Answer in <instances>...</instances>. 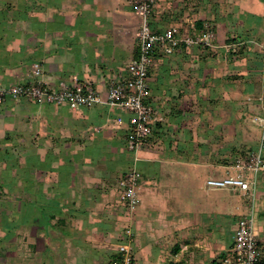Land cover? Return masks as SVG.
I'll list each match as a JSON object with an SVG mask.
<instances>
[{"label":"rangeland","instance_id":"rangeland-1","mask_svg":"<svg viewBox=\"0 0 264 264\" xmlns=\"http://www.w3.org/2000/svg\"><path fill=\"white\" fill-rule=\"evenodd\" d=\"M113 1L100 0L89 4L83 0H60L53 3V7L58 12L65 8L69 10V32L74 31L80 40L88 38L87 40L94 45L103 46L101 49L116 51L117 54L120 52L123 57H126L129 53L128 45L132 47V49L129 48L130 52L133 51L132 54L137 51L136 35L135 38L114 39L105 33L106 37L110 39L104 41L100 36L93 37L92 33L93 30L100 33L98 28H92V26L99 24L103 19L115 20L116 24L120 26L129 16H135L132 13L133 0ZM165 1L167 2V0ZM222 1L171 0L167 6L164 4V0H159L155 10L157 15L154 14V18L158 16L155 24L160 27L157 29L161 30V27L179 21L178 18H183L184 14H188V18H192L200 11L206 17L213 16V14L222 15ZM39 2L42 5L36 7V10L31 11V14L29 12L24 14L28 21L24 22L22 29H19L20 32H25L26 37L31 38L26 40L22 38V42L27 41L28 47L33 45L32 47L37 52H41L45 48L44 44H49L51 40L55 39V33L62 31L65 25V18L59 24H55L57 22L54 21L53 16L58 12H50V7L46 6L49 4L48 0H39ZM23 8L19 7L15 16L23 13L25 10ZM116 9L121 11L117 12ZM229 9L232 10L230 6ZM226 10L227 13L230 11ZM234 10L235 8H233ZM231 18L234 20V27L240 30L239 20L235 15ZM135 24L133 25L135 26ZM212 24L211 26L215 30L217 26ZM13 25L17 26L16 22ZM187 26H189L188 21L184 27ZM89 31H92L91 35H89ZM39 32H43L44 35H39ZM52 33L54 36L50 37L49 35ZM232 38L243 40L242 34L237 37L228 35L223 38L221 36L220 40L229 42ZM240 42V46H244L243 41ZM258 42L263 43L264 41ZM252 43L259 45L257 42ZM11 45L9 43V46ZM240 54H243V51ZM214 57L218 64L215 73L216 82L213 81L209 84L207 81L200 92L201 95L214 96L215 103L210 104L203 100L201 103L192 105L194 107L190 109V123L188 129L184 130L187 131V135H180V139L177 138V134L171 136V139L175 138L177 143L175 141L173 149L175 153L170 158L188 159L189 161L201 160L202 162L209 160L213 162L214 160L215 163L213 162L209 168L216 171L218 175H224L225 166L229 164V161L234 160L232 164L228 165L231 166L228 170L230 173L236 174L237 160H246L249 153L258 144L255 136L249 134L246 137L244 133L245 128L246 131L247 129L249 131L253 122L249 114L257 113L256 109L250 108L247 102L258 95V88L242 86L241 83H246L242 81L244 78L249 80L247 83L250 82L251 78L245 77L247 73H241V71L231 73L227 68L228 61L240 59V56L237 55L235 58L232 55H227L226 58H221L215 55ZM253 57L264 62L262 52ZM205 58L206 62H213L214 59L211 58V54L205 55ZM126 67H122L120 72H123ZM204 75L205 73H201V78ZM215 83L216 85H214ZM29 102L33 104L25 112L30 113H26V116L17 114L16 119L19 123H16L17 121L15 123L18 124L20 131L14 132V135L9 138L6 137V132H3L0 138L2 142H6L5 144L11 145V149L20 145L19 149L23 147V150H26L25 153H28V149L33 150L35 145L39 147L40 155L39 153L37 155L41 157L42 166H44L42 167L43 172L50 171L57 178L55 182L58 191H56L54 200L58 202V205L56 209L51 206L46 209L48 211L42 212L40 221L38 220L34 226H28L25 231L26 237L23 238V235H20L21 239L15 241L13 239L5 247L0 246V264H111L113 249L118 239L122 238L123 231L128 228L136 232L135 264H185L177 258L179 248L176 244L181 240L190 242L191 239H194V235L198 232L191 231L192 228L188 230L194 224V217L191 216V213L186 216L181 215L182 217L177 213L162 214L164 199L159 195L160 192L167 190L176 193V179H173L170 184L161 180L142 184L143 178L146 179L147 175L159 174L160 170L158 171V167L155 168V164L160 163L161 155L158 156V154H162L164 148H168V143L164 144L163 142L162 148L147 151V162L135 164L133 155L126 150L123 131L114 129L115 132H113V130H108L107 126L102 127L103 130L101 126L99 128L93 126L85 130L80 125L73 127L69 122V109L47 106L41 110L35 106L38 104L32 100ZM211 105L216 107V110L212 108V115L209 113ZM21 124H23L22 129L20 128ZM210 144L211 149L196 150L199 146H210ZM151 145L147 147L150 148ZM20 151L22 152V150ZM24 159H26V154ZM135 165L145 177L142 178V186L139 190L138 211L132 215L122 205H119L118 189H116L114 198L112 192V197H110V191L115 188L118 177ZM261 174V177L264 178V172ZM49 185H52L51 181L47 182V186ZM262 187L260 186L259 189L261 190ZM151 191L158 193L155 196V192ZM205 191L209 196L207 201L210 199L214 203L215 210H219L216 212L217 214L225 215L226 203H231V206H234L233 209L230 208L231 206L228 207L230 209H226L231 214L230 217H233L234 222L243 215L242 212L245 210L249 198L251 199L249 196L241 195L238 190L230 188H212L205 189ZM173 196L177 203L176 195ZM242 206L244 208H240ZM222 220L225 222V216L222 217ZM259 222L263 224L261 220ZM222 233L221 238L227 231H222ZM222 256L219 255V259L223 258ZM199 260L200 263H203L205 257L201 256Z\"/></svg>","mask_w":264,"mask_h":264},{"label":"crops","instance_id":"crops-1","mask_svg":"<svg viewBox=\"0 0 264 264\" xmlns=\"http://www.w3.org/2000/svg\"><path fill=\"white\" fill-rule=\"evenodd\" d=\"M48 1L49 4L46 5L44 3V5L50 7V12H58L53 7V3H57L60 0ZM83 1L92 4L91 2H99L100 0ZM170 1L167 0L166 2L164 0V4L168 6ZM40 5L42 4L39 0H0V87L9 86L19 81L32 80V64L39 62L43 67L45 80L56 82L60 78L76 75L83 80L91 81L97 90L103 92L108 80L121 71L122 67L127 66L134 56L132 54L133 51L130 52L129 50L132 47L130 45L127 46L128 56L123 57L120 52L117 54L116 51L101 49L103 46L94 45V43L87 40L88 38L80 40L78 34L74 31L69 32V10L65 8L53 16L54 21L57 22L55 24H59L65 18L64 29L55 33L56 38L51 40L49 44H44L45 48L41 52H37L32 47L33 45L28 47L27 41L25 43L22 42V38L25 40L31 38L26 37L25 32H20L19 29H22L24 22L28 21L24 14L26 15L27 12L31 14V11L36 10V7ZM229 6L232 10L229 9ZM19 7L21 9L24 7L23 9L25 10L15 16ZM221 8L222 15L213 14V16L206 17L200 11L193 15L195 17L188 18V14H184L183 18H178L179 21L161 27L163 29L175 23L186 25L188 21L189 26L187 28L190 29L192 36L201 35L202 32L209 28L213 31L215 38L213 37L211 46L205 44H183L173 55L158 57L156 66L151 70L152 100L162 110L165 121L158 123L154 127L153 143L150 148L147 147L140 153L142 158L140 162H147V151L162 148L163 142L164 144L168 143V148L165 149L164 146L162 154H158V156L161 155V159H159V164H155V168H159V174L154 176L147 175L146 179L143 178L142 184L158 180L170 184L173 179H176V193L167 190L160 192L159 195L164 199L162 214L177 213V215L186 216V214L191 213V216L194 217V224L188 230L192 228L191 231H195V233L197 231L199 234H195L194 239H191L190 242L181 240L176 244L179 248L177 258L185 264H214L215 260H217V264H222L232 245V232L237 221L234 222L233 217L231 218V214L226 210L231 206V203L225 204V215L217 214L216 212L219 210H215L214 203L210 199L207 201L209 196H207L205 191V189H212V187L206 185L207 179L212 177L222 178L232 174L228 170L231 166L228 165L232 164L234 160L229 161V164L225 166L224 175H218L216 171L209 168L214 160L213 162L212 160L202 162L201 160L189 161L188 159L170 158V156H174L175 152H173V149L176 141L175 138L171 139V136L172 134H177V138L180 139V135L186 134L187 131L184 130L188 129V124L190 123V109L194 107L192 105L201 103L203 100L210 104L215 103L213 100L214 96L201 95L200 90H202L207 81H209V84L213 81L216 82L215 73L218 64L214 56L226 58L227 55H231L226 47L227 42L220 40L221 36L223 38L228 35L237 37L242 34L243 40L238 41H243L245 46L242 50L243 54L238 55L240 59L235 61H228L227 58V68H229L231 73L239 71L247 73L245 77H250V82L247 83L249 80L244 78L242 81L246 83H241V85L258 88V95L253 98L254 100L248 101L247 104L250 108L256 109L255 112L257 113L253 114L264 112V103L258 100L259 96H264V62L253 57L254 55L258 56L261 52L264 54V51L259 45L252 43L257 42L259 44L258 41H264L259 39H264V0H223ZM233 8H235V13ZM226 9L230 11L227 13ZM116 11L120 12L121 10L116 9ZM230 13L232 14L230 15ZM154 14L157 15V13ZM234 15L241 24L240 30L234 27V20L231 18ZM157 17L154 18L153 15L152 18L154 28H160L155 24ZM197 21L203 22V29L199 30L197 27L191 29L190 22L196 23ZM14 22H16L17 26L13 25ZM211 24L217 26L215 30ZM137 26L138 19L135 16H129L120 26L116 24L115 20L103 19L99 24L92 26V28H98L101 34L93 30V32L89 31V35L92 32L93 37L100 36L104 41L110 39L106 37L105 33L114 39L135 38ZM39 35H44V33L39 32ZM49 36L52 37L54 35L52 33ZM107 42L110 43V41ZM9 43L12 45L9 46ZM209 54H211V58H214L213 62H206L207 57L205 58V55L208 56ZM232 56L235 57L234 55ZM252 58L254 60H251ZM229 62L231 63L228 64ZM201 73H205L203 78H201ZM6 79L8 80L7 82ZM32 104L29 99L15 101L9 97L0 102V135L6 132V137L9 138V136L14 135V132L17 131L18 133L20 130L18 124H16L19 123L16 119L17 114L26 116V113L30 112L25 111ZM35 106L42 110L43 107L50 105ZM59 108L69 109L70 124L73 127L74 125H80L82 128L84 127V130L93 126L98 128L107 126L108 130L115 132L112 125H109V120L120 113L117 108L108 106H96L79 110H72L66 106ZM212 108L216 110V107L211 105L210 115H212ZM253 114L250 113V117ZM22 126L23 124H21V129L23 128ZM244 130L246 137L251 134L257 139L258 144L253 150L258 148L261 137L259 126L252 122L249 131L248 129L246 131V128ZM5 143L0 138V246L3 247L11 240L13 241V239L14 241L21 239L22 235L23 238L26 237L25 231L28 226L36 225V222L41 219L42 212L44 213L51 206L56 209L58 205V202L54 200L57 194L56 191H58L55 182L57 178L50 171L43 172L42 167L44 166H42L41 157L37 155L38 153L40 155L39 147L35 145L33 150L28 149V153H25L26 150H23V147L19 149L20 145L17 146L15 144L17 147L11 149V145ZM184 143L187 144L186 142ZM210 147L211 144L210 146H199L196 150L209 149ZM25 154L26 159H24ZM30 155L32 156L30 157ZM261 176L262 174H259L257 177L254 205L258 239L263 250L261 264H264V178ZM119 178L116 181V186L114 185L115 188L110 191V197H112L111 192L114 195L113 198L115 197ZM49 181H51L52 185L47 186ZM260 186H263L261 190L259 189ZM151 192L154 193L155 191ZM157 193L155 192L154 195L156 196ZM174 194L176 195L177 203H175ZM43 198H45V201H43ZM252 204L253 200L249 198L247 206L245 208L244 206L240 207L245 209L242 214H245ZM230 208L233 209L234 206ZM224 216L225 222L222 220ZM260 220L263 224L259 222ZM185 225H187L186 222ZM185 225L184 227H186ZM184 230L186 232V229ZM222 231H227V233L221 238ZM219 255H223V258L219 259ZM201 256L205 257L203 263H200L199 260Z\"/></svg>","mask_w":264,"mask_h":264},{"label":"built area","instance_id":"built-area-1","mask_svg":"<svg viewBox=\"0 0 264 264\" xmlns=\"http://www.w3.org/2000/svg\"><path fill=\"white\" fill-rule=\"evenodd\" d=\"M159 0H133V12L138 19L136 38L138 48L123 72L113 75L106 83L105 90H97L91 81L76 75L60 78L56 82L44 79V70L39 62H34L30 81H19L7 87H0V102L7 97L20 101L29 99L38 105L66 106L72 110L108 106L120 113L109 121L114 129L123 131L126 150L140 162V153L153 143L154 127L165 121L160 107L153 103L151 70L158 57L173 55L183 44L212 45L214 33L207 28L201 35L190 33L182 23H175L163 29L153 27L152 18ZM195 29V22H191ZM241 42L226 44L229 52H236ZM264 51V42L259 43ZM258 100L264 103V96ZM252 121L261 130L258 148L252 150L246 160H237L236 174L222 178H209L206 185L212 188H230L251 197L253 204L236 221L232 232V245L222 264H258L263 250L258 239L254 198L257 177L264 172V112L254 114ZM142 174L137 166L123 172L118 181V203L128 213L134 215L140 202ZM122 238L113 249L112 264H135V230L123 231Z\"/></svg>","mask_w":264,"mask_h":264},{"label":"trees","instance_id":"trees-1","mask_svg":"<svg viewBox=\"0 0 264 264\" xmlns=\"http://www.w3.org/2000/svg\"><path fill=\"white\" fill-rule=\"evenodd\" d=\"M195 25H196V27H197L199 30L203 29V22H202V21H197V22L195 23ZM236 39H237V40H236ZM236 42H240V41H238V38H232L229 42H227V44H230V43H236ZM244 47H245V46H240V47L237 49L236 52L231 51L230 54H231V55H234V56H237V55H239V54L242 52V50L244 49ZM136 54H137V53L135 52L134 56H136ZM113 258H115V256L112 254V256H111V264H112V260H113ZM261 263H262V262H261V260H260L258 264H261ZM214 264H217V260L214 261Z\"/></svg>","mask_w":264,"mask_h":264}]
</instances>
